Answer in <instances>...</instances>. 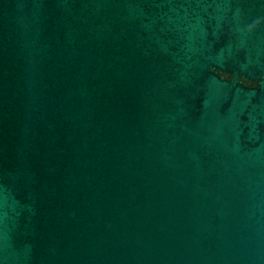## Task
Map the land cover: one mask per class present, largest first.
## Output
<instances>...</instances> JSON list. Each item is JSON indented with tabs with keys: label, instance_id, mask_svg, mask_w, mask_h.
Returning <instances> with one entry per match:
<instances>
[{
	"label": "water",
	"instance_id": "water-1",
	"mask_svg": "<svg viewBox=\"0 0 264 264\" xmlns=\"http://www.w3.org/2000/svg\"><path fill=\"white\" fill-rule=\"evenodd\" d=\"M0 264H264V0H0Z\"/></svg>",
	"mask_w": 264,
	"mask_h": 264
}]
</instances>
